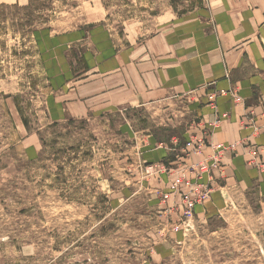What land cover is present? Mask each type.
Listing matches in <instances>:
<instances>
[{"label":"rangeland","instance_id":"374dc122","mask_svg":"<svg viewBox=\"0 0 264 264\" xmlns=\"http://www.w3.org/2000/svg\"><path fill=\"white\" fill-rule=\"evenodd\" d=\"M206 1L0 0V264H264L261 185L217 171V202L187 217L175 176L146 170L178 169L200 129L195 92L170 86L189 61L151 41L196 20L216 35ZM96 29L113 71L94 56ZM70 33L81 39L58 43Z\"/></svg>","mask_w":264,"mask_h":264},{"label":"crops","instance_id":"0c3cea01","mask_svg":"<svg viewBox=\"0 0 264 264\" xmlns=\"http://www.w3.org/2000/svg\"><path fill=\"white\" fill-rule=\"evenodd\" d=\"M206 8L201 19L206 21L205 13L214 17L218 29L216 35L203 29V20H196V24L189 27L190 31L177 30L174 36L173 32L165 34L164 31V35L154 37L151 41L154 44L152 48H157L156 54L173 53L174 57H169L170 60L189 61L183 67L169 71L170 76L174 77L170 86L179 94L191 90L195 92L196 100L191 109L200 121L197 134H209L208 139L212 143L228 146L236 144L224 157V170L237 179L239 186L258 184L264 190V0H207ZM192 22L186 20V24ZM98 30L100 29L93 31L92 35L98 52L94 56L100 64L108 61L110 72L115 69L117 54L109 39ZM182 33L186 34L181 36ZM78 39H81V34L70 33L59 37L57 41L65 46ZM46 43L49 44L48 39ZM56 50L59 56H63L62 48L56 47ZM131 55L132 51H128L122 57L128 59ZM87 61L90 68L96 67L89 59ZM55 66L51 63L49 69ZM118 71L116 76L108 75V80L117 78ZM136 72H139L138 69ZM124 80L128 81V78ZM165 81L161 80L164 87ZM169 89L164 88L168 92ZM221 90L226 92L218 95L215 108L212 109L208 104L209 94ZM232 92L237 94V98ZM223 115L226 117H222ZM217 117H221L219 127L209 128ZM248 118L254 119L258 131L253 125L250 126ZM243 121H247L248 126H243ZM252 152L257 153L256 162H251L253 155L250 156L249 153ZM146 154L150 162L171 155L165 149ZM163 177L168 178L166 175ZM217 198L218 194L214 195L213 200L197 205L195 213L214 201L217 202Z\"/></svg>","mask_w":264,"mask_h":264},{"label":"built area","instance_id":"2783aa9c","mask_svg":"<svg viewBox=\"0 0 264 264\" xmlns=\"http://www.w3.org/2000/svg\"><path fill=\"white\" fill-rule=\"evenodd\" d=\"M225 92V90H221L218 92L214 91L209 94L208 104L212 109L215 108V99L218 95L225 94ZM233 95L237 98V94L235 92ZM222 117H226V115H223ZM248 120L250 126L253 125L255 130L258 131L259 128L254 125V119L248 118ZM220 122L221 117H217L209 125V128L219 127L218 125ZM242 125L248 126V122L243 121ZM208 137L209 134H195L188 138L185 147L182 150L180 149L181 154L177 156V159H175L176 161L174 160V163L178 164V169H175L174 165H170L169 168L162 165L161 168L158 167L156 169L153 164L147 166L146 168L148 173H160L162 175L175 176L171 177L168 193H182V201L187 207V217L193 215V211L197 205L205 204L211 200L215 182L213 175L217 171L221 173L225 171L223 166V156L226 152L236 147V144L228 146L223 143H212L209 141ZM252 155V162H256L258 158L257 153L252 152ZM195 157L199 159H196ZM185 158L186 160H184ZM175 170H177L178 173Z\"/></svg>","mask_w":264,"mask_h":264},{"label":"trees","instance_id":"16d2710c","mask_svg":"<svg viewBox=\"0 0 264 264\" xmlns=\"http://www.w3.org/2000/svg\"><path fill=\"white\" fill-rule=\"evenodd\" d=\"M1 6V5H0Z\"/></svg>","mask_w":264,"mask_h":264}]
</instances>
